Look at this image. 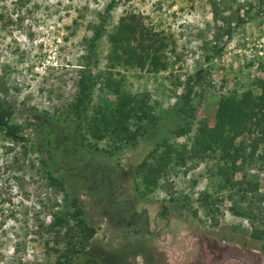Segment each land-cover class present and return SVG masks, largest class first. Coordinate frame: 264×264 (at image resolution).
I'll return each instance as SVG.
<instances>
[{"label":"rangeland","instance_id":"374dc122","mask_svg":"<svg viewBox=\"0 0 264 264\" xmlns=\"http://www.w3.org/2000/svg\"><path fill=\"white\" fill-rule=\"evenodd\" d=\"M107 1L0 0L1 111L24 137L14 140L0 131V264H38L58 253L72 261L92 256L100 264H264L263 129L255 152L237 159L232 174L235 180L244 173L256 188L220 187L218 152L185 156L183 162L174 157L149 190L135 170L141 158L152 159L147 152L164 138L187 149L212 123L221 95L259 92L254 81L264 79V0H214L216 16L208 0H115L105 13ZM100 12L104 32L90 55L95 64L86 66L99 78L87 113L101 100L115 99L102 88L105 34L119 15L131 12L172 41L165 69L119 68L121 87L146 92L159 119L134 144L94 139L83 122L63 148L55 141L67 131L77 70L88 59L83 55L90 25ZM237 15L244 21L235 22ZM198 66L209 71L210 83L194 86L192 117L186 131L174 135L169 117L184 77ZM42 117V129L54 133L49 142L34 125ZM234 142L247 149V136ZM41 161L62 179L67 197H77L94 228L80 253L65 245L62 229L56 234L49 225L50 211L66 203ZM202 193L209 196L207 207L198 201Z\"/></svg>","mask_w":264,"mask_h":264},{"label":"trees","instance_id":"16d2710c","mask_svg":"<svg viewBox=\"0 0 264 264\" xmlns=\"http://www.w3.org/2000/svg\"><path fill=\"white\" fill-rule=\"evenodd\" d=\"M208 1L216 16V1ZM114 3L115 0H108L103 12L107 13ZM235 7L237 10L239 3ZM104 17L102 12L98 13V21L90 25L91 33L87 38L86 52L83 55L88 59L83 61L77 70L75 92L68 104L67 131L60 133L55 141L56 145L63 148L73 140L72 133L83 122H85L88 134L94 139L107 137L118 142L134 144L138 137L152 128L159 119L158 115L153 112V106L148 103L146 92L129 93L121 87L123 74L119 68L144 67L153 71L165 69L167 67L166 49L173 50L169 45L172 41L162 30L154 29L141 17L131 12L119 15L112 28L105 34L107 50L102 88H105L107 93L114 94L115 99L110 103L101 100L91 107L90 113H87L92 90L99 76L86 66L95 64V61H91L90 55L94 54L95 46L104 32ZM242 21L244 18L237 15L235 22ZM219 47L215 52L220 50ZM113 72L118 73L119 76L113 77ZM208 73L209 71L198 66L184 77L181 91L177 94L173 114L169 117L170 123H174L169 127L172 134L180 135L186 131L184 124L190 120L195 109V105L191 102L195 94L194 86L200 83L209 84ZM254 82L259 87L256 95L249 90L243 91L239 97L232 93L221 95L216 102L212 123L198 131L187 149L184 144L181 143L182 145L177 147L166 138L157 142L146 154L154 160H147L143 157L136 162L135 170L143 186L148 190L155 186L159 175L169 163H172L170 162L172 159L177 158L183 162L185 156H202L218 152L219 162L215 165V173L220 178V187L244 191L256 188L257 183L245 179L244 173L239 179H232V174L236 169V160L244 159L255 152L260 141L257 131L264 130V79L255 78ZM259 102L263 104L259 105ZM2 108L0 101V131L14 140L24 142V137L19 133L18 124L10 122L8 112L3 113ZM45 121L43 117L39 118L34 125L39 127L42 136L46 142H49L54 138V133L51 136L45 133L46 131L41 127ZM240 135L247 136V149L243 144L239 145L234 142L235 138ZM114 146L117 147V145ZM42 170L47 181L58 185L63 191L66 203L64 208L50 211L49 225L56 234L62 229L61 239L64 240L65 245L73 248L76 253H80L94 232V228L83 217V210L77 197H67L62 179L54 175L45 163H43ZM206 197H209L208 194L202 193L198 198V201L205 207H207ZM38 264H100V262L92 256L72 261L67 255L58 253L53 261Z\"/></svg>","mask_w":264,"mask_h":264}]
</instances>
